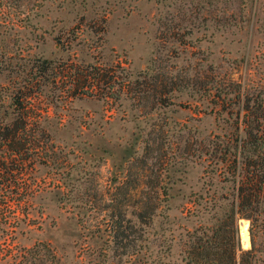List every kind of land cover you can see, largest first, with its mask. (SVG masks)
Returning a JSON list of instances; mask_svg holds the SVG:
<instances>
[{"label": "rangeland", "instance_id": "rangeland-1", "mask_svg": "<svg viewBox=\"0 0 264 264\" xmlns=\"http://www.w3.org/2000/svg\"><path fill=\"white\" fill-rule=\"evenodd\" d=\"M47 61L173 76L181 90L162 103L152 91L71 98ZM25 111L37 129L24 161L0 139V249L39 244L37 264H192L194 237L236 210L234 145L264 138V0H0V127ZM161 186L138 251L120 254L109 215L134 219L132 204ZM5 214L19 217L13 231ZM235 224L251 264H264V188Z\"/></svg>", "mask_w": 264, "mask_h": 264}, {"label": "trees", "instance_id": "trees-1", "mask_svg": "<svg viewBox=\"0 0 264 264\" xmlns=\"http://www.w3.org/2000/svg\"><path fill=\"white\" fill-rule=\"evenodd\" d=\"M45 63H47L46 67L43 68L46 70L51 67L55 78L62 80L63 91L71 98L95 97L113 102L119 100L121 94L131 92L132 98L140 102L146 98V91H152L154 92L152 102L162 103V95H164L162 93L167 94L169 91L181 90L179 86L178 88L174 87L176 83L173 76H167L165 81L155 76L151 83L145 79L128 80L121 75L119 65L106 67L91 63L64 61L58 64L53 63L50 66V62ZM138 75L142 76L141 74ZM19 109L22 111L25 106L21 105ZM23 113H21L22 116ZM24 116L21 122L13 121L11 125H5L3 129L0 127V139L9 143L7 144V149L10 151L9 155H15L21 161L25 159L21 151L35 144L30 137L35 134V129H37L28 122L29 114L26 111ZM227 154L224 151L222 155ZM218 158L221 159V162L226 161L220 156ZM232 163L234 165L233 173L236 172L235 169L238 166L242 172L236 188V210H232L226 216V221L211 228L210 235L207 234L206 230H203V236L194 237L186 251L189 263L251 264L252 252L251 250H241L235 222L237 217L251 218L253 213L257 211L260 194L264 188V138L258 137L256 134H249L245 140H241L239 144L236 143ZM4 168L6 167L4 166ZM137 190L136 187L132 188V196H135ZM152 191L156 195L160 193L165 197L168 194V189L164 186L147 191L145 199L132 204L133 211L131 214L134 219L127 218L126 213L122 211L117 212L116 217L114 214L109 215L113 231L111 240L117 246L124 248L120 254L136 253L138 251L137 242L140 239L137 233L141 231L145 234L147 229L152 226L153 218L161 207V200L156 198ZM17 219L19 217L15 214L7 216L5 214L3 223L13 231ZM39 248V244H34L32 247L22 248L17 252L7 254L9 250H6L4 246L3 249H0V259L4 260L2 264H7L5 262L6 256L13 253L10 257H13L14 261L10 264H37L42 261Z\"/></svg>", "mask_w": 264, "mask_h": 264}, {"label": "bare ground", "instance_id": "bare-ground-1", "mask_svg": "<svg viewBox=\"0 0 264 264\" xmlns=\"http://www.w3.org/2000/svg\"><path fill=\"white\" fill-rule=\"evenodd\" d=\"M241 237L243 239L244 244H248L249 237H248V230H247L246 221H244V224L241 227Z\"/></svg>", "mask_w": 264, "mask_h": 264}]
</instances>
